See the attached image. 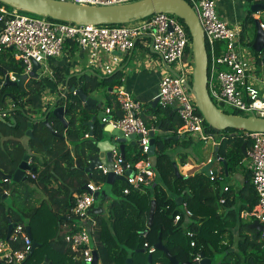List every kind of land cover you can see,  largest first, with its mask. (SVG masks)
<instances>
[{
    "label": "trees",
    "instance_id": "16d2710c",
    "mask_svg": "<svg viewBox=\"0 0 264 264\" xmlns=\"http://www.w3.org/2000/svg\"><path fill=\"white\" fill-rule=\"evenodd\" d=\"M22 12L35 15L28 11ZM178 20L183 24L190 39L184 21L180 18ZM77 47L74 39L67 38L63 42L64 51L68 49L72 53L77 50ZM186 53L191 54L192 57L191 47L186 48ZM257 60L259 61L258 58ZM52 69L54 84H61V87L68 85L66 91L63 89L64 96L58 98L55 104V106H64L66 109L64 113L66 127L61 119L49 110L50 105L43 110L39 109L38 99L32 98L41 90L43 85L41 78L28 79L24 83V90L19 86L2 84L5 74L22 73L23 66L13 59L9 49L0 53V110L6 108V97H9L13 104V108L7 111V115L0 118V174L14 173L24 154H29L30 158L24 180L18 183L2 181L0 175V238L6 236L8 220L14 224L27 223L32 242L35 240L40 245L27 256L22 264H41L45 257L52 264H87L75 257L76 253L71 249L65 239L66 234L64 235L61 229L64 224L70 226L69 230L72 232L80 227V225H72L75 220L70 209L75 202L74 193L81 192V187L90 180L105 181V175L100 170H94L90 178L82 169L88 165L89 156L97 152L96 142L101 133L102 122L96 117L93 126L95 136L85 137L89 130L85 122L97 114V107L83 106L78 96L70 91V87H80L86 94L103 89L107 99L112 97L117 109L116 93H113L112 88L120 84L119 72L106 76L96 73L64 76L57 66H52ZM108 100V105L113 106V101ZM170 109L159 107L151 111L155 118L152 123L144 120L145 124L154 127L160 122L161 128H170L176 132L181 126V120L177 113L170 115ZM223 111L237 115L243 114L234 109L230 112ZM197 112L201 114L198 109ZM44 120H47L55 132L64 138L53 135ZM28 122H31V129L36 140L25 135ZM204 127L208 132L225 135L217 146L216 153L226 162V166L221 160L219 168L213 171L212 181L202 173L188 177L176 176L172 166L173 160L167 150L178 142L166 141L158 136L155 140L156 180L151 187L144 191L133 189L124 194L122 191L125 181L116 180L112 185H108L112 187L115 195H119V199H114L111 203L109 214L99 215L95 213L92 206L91 215L95 224L87 223L85 226L89 230L91 242L101 264H127V258H131L132 264L159 262L171 264L162 251L155 250L151 254L150 262L147 250L140 251L145 248L144 243L152 246L159 237L166 242L168 252L176 258L178 263L192 261L197 253L210 258L214 264H258L263 260L264 248L261 234L249 228V223L239 216L242 210H250L256 203L249 180L250 173H246L247 179L236 193L231 186L224 189L226 185H221V179L235 172L244 157L242 144L245 143L248 149L250 142L244 140L243 130L232 128L217 130L205 120ZM68 143L72 145V150ZM141 158L138 152L131 158L125 157L124 160L134 164ZM52 181L59 184L55 187L56 189L49 186ZM35 187H39L47 197V200H39L38 205L33 200ZM4 194L10 195V201L6 200L7 197L2 200ZM177 196L183 197L186 208L191 212L188 220H185L183 207L176 203ZM102 199L104 200L105 197L103 196ZM152 199L156 202L152 223L147 232L143 233L147 226ZM44 202L48 204L56 223L55 228H57L55 232L52 231L50 235H47L49 238L47 236L43 238L44 235L38 234L37 230L44 220L46 210ZM176 214L180 215V219L174 222ZM61 216H69L71 219L64 220L60 218ZM97 216H101L99 220ZM231 228L237 229L235 248H232ZM189 232L192 235H189ZM8 241L13 249L21 247L17 239L9 238ZM191 241L194 242L193 246L190 244Z\"/></svg>",
    "mask_w": 264,
    "mask_h": 264
},
{
    "label": "built area",
    "instance_id": "2783aa9c",
    "mask_svg": "<svg viewBox=\"0 0 264 264\" xmlns=\"http://www.w3.org/2000/svg\"><path fill=\"white\" fill-rule=\"evenodd\" d=\"M84 5H117L135 0H61ZM195 12L204 33V44L207 52V89L211 100L218 108L228 106L242 112L245 116L264 117V98L259 95V89L250 81L246 58L242 52L239 27L228 23L219 17L215 9V0H186ZM250 3L262 0H243ZM261 29L264 22L259 20ZM67 38L74 39L77 46L92 55H101L119 51L129 53L136 44L148 40L151 50L162 60L166 70L158 83V103L162 108H174L181 120L182 135L199 142H211L217 147L223 140V133H212L205 130L204 118L197 112L194 97L187 84H191V68L185 61L186 48L191 47V41L183 24L175 15L160 12L141 19L123 24H88L79 25L72 22L50 20L46 16H29L15 7H8L0 2V52L9 49L14 60L23 66L22 73L28 74L33 66V60L39 63L38 78H53L48 60L57 58L63 52V42ZM264 48L257 53L262 60ZM17 73L8 72L9 80L17 81ZM4 83V78L2 84ZM118 113L112 106L102 109L100 120L102 124H111L124 133L141 135L139 153L142 156L138 163L131 164L123 159L118 151H112V168L116 175L124 176L123 193H129L131 188L143 190L149 187L155 177L154 167L148 156L149 132L151 127L140 117V101L118 93ZM13 108L11 102L9 110ZM222 110V109H221ZM7 109L0 110V118L7 115ZM87 137V134H85ZM243 138L250 142L239 167L250 173L256 203L250 210L240 213L242 218L257 220L264 226V132L244 131ZM218 154L209 159L208 163L221 161ZM140 164V165H139ZM106 176L109 169L105 164L97 166ZM130 171L129 174H126ZM208 174L212 177L213 170ZM2 179V178H1ZM6 181V180H2ZM227 189V185L224 187ZM99 189L94 182L86 183V189L76 193L75 202L70 213L78 220L80 227L66 236L75 257L90 264L93 261L91 236L89 230L82 225L95 224L90 209L93 205V193ZM7 193V192H6ZM223 201L222 199L220 200ZM187 216L191 212L184 210ZM180 215L174 216V222ZM26 223L14 224L8 238H0V264H22L31 249L32 240L26 230ZM264 248V230L259 232ZM192 235V233H188ZM9 238L17 239L21 247L13 249ZM190 244L193 246L194 242ZM144 246L149 254L156 249L154 246ZM202 257L197 253L192 262L199 263ZM258 264H264V258Z\"/></svg>",
    "mask_w": 264,
    "mask_h": 264
},
{
    "label": "water",
    "instance_id": "95a60500",
    "mask_svg": "<svg viewBox=\"0 0 264 264\" xmlns=\"http://www.w3.org/2000/svg\"><path fill=\"white\" fill-rule=\"evenodd\" d=\"M0 2L15 7L22 11H28L35 15L46 16L54 20H61L65 22H72L79 25H88V24H123L136 19H141L146 16H149L154 13L165 12L182 19L189 31L190 41H191V52L193 59V69H192V81L191 84H187L190 92L192 93L195 104L204 120L214 127L217 130H224L227 128L244 130V131H259L264 132V117L257 116H245L237 115L233 113H226L216 106V104L211 100L208 89H207V52L204 44V33L199 24L197 16L189 3L186 0H135L126 4H117V5H84L77 4L68 1L61 0H0ZM261 10H264L263 2L251 3L249 11L251 13H256ZM253 23L255 27V36L251 44V48L254 52H261L264 48V30L261 29L259 20L253 18ZM112 53L121 54L119 51H113ZM264 59V57H263ZM40 65L33 60L32 69L28 74H16L17 81L12 82L9 80L7 74L4 77L3 85H14L19 86L24 90V83L30 78H38L37 70ZM68 89V85L65 86V91ZM70 91L74 92L78 98L81 100L83 106H96L97 100L83 92L80 87H70ZM57 100H54L50 104L49 110H52V113L59 117L64 124L67 126V121L64 117L65 108L64 106H55ZM158 103V96L151 103L152 106ZM48 112V111H47ZM96 116H92L90 120L86 121L85 124L88 126V137H94L93 126ZM44 123L48 125L50 132L55 136H64L59 135L55 130L48 124L47 120H44ZM156 130L159 127L155 128ZM25 135L33 140H36L32 129L31 122H28V129L25 132ZM149 159L151 161L152 167L156 166V155H155V137L154 130L149 132ZM103 137H108L107 139H102ZM141 135L138 133H124L120 128L114 127L111 124H102L101 133L99 135V140L96 142L97 152L93 155H90L88 158V165L82 167V169L88 173L89 176L92 175V172L100 164H106L109 169L108 173L105 176V184L112 185L116 180L124 181V176L114 174L110 169L112 168V150L116 147L118 148L120 155L124 159L125 146L126 143H129L130 146L135 148L137 151L140 150L141 146L138 144ZM167 139V137L165 138ZM242 150L244 155L246 154L245 143L242 144ZM29 154H24L22 161L19 166L12 174L1 173L2 180L8 182L18 183L25 179V172L28 170L29 164ZM224 166L226 162L223 161ZM174 172L176 176H180L177 170V167L172 163ZM211 163L206 164L201 168V172L207 173ZM130 171H127L126 174H129ZM82 190L86 189V184L81 187ZM102 193L97 190L93 193L94 201L99 199ZM5 194L2 197V200L5 199ZM177 204H181V197L177 198ZM92 208V207H91ZM155 210V200H151L148 220H147V229L151 226L153 215ZM91 212V209H90ZM70 219V218H67ZM14 223L8 220V227L6 232V238L9 237ZM249 228L254 229L258 234L264 230V226L257 220H253L249 225ZM26 230L30 235L29 226L26 223ZM145 230V232L147 231ZM165 241H162L160 237L157 242L153 245L156 250L162 251L168 257L171 264H211V259L205 257L203 254H200L202 259L199 263L186 261L178 263L176 258L171 255L166 246ZM40 244L33 241L31 249L28 256L33 252V250L38 247ZM144 252L145 249L140 250ZM93 261L90 264H97L98 254L96 250L92 251ZM148 261H151V254L147 255ZM127 264H132L131 259H127ZM41 264H52L49 262L48 258L45 257Z\"/></svg>",
    "mask_w": 264,
    "mask_h": 264
},
{
    "label": "crops",
    "instance_id": "0c3cea01",
    "mask_svg": "<svg viewBox=\"0 0 264 264\" xmlns=\"http://www.w3.org/2000/svg\"><path fill=\"white\" fill-rule=\"evenodd\" d=\"M242 2L243 0H215V7H216V11L219 17L226 20L228 23L240 28L241 30L240 43L243 46L242 52L244 54V57L246 58L249 79L259 89V95L262 98H264V59L258 61L257 53L254 52L251 48V44L255 36V27L253 24H251L253 23L252 19L257 18L258 20H261V14H262L261 11H264V10H261L256 13H251L248 10V12L244 13ZM246 18L248 20L250 19V21H247ZM191 60L193 61L191 54L186 53L185 61L192 68L193 64ZM47 62L52 72H53L52 66H57L58 68L62 70L64 76L80 75L81 73H96L98 75L106 76V75H112L116 72H119L120 84L112 88L113 93H116V99H117L118 93H123L129 96L131 99H136L140 101V103L142 104L141 113H140V117L142 121L144 122L145 120L148 123H152V121L154 120L155 117H153V115L150 112L159 108L160 106H159V103H157L154 106H152L151 103L157 97L158 83H159L161 76L164 74L166 67L164 66V63L162 62V60L151 50L148 40H144L136 44L134 49L130 51L129 53L117 54V53L109 52V53H104L101 55H92L90 54V52L84 51L80 49L79 47H77V50L72 53L68 49L65 51L63 50L61 56L57 58H53V60H48ZM190 71L192 72V69L191 70L189 69V72ZM259 72H261V74ZM262 73H263V76H262ZM41 79L43 80V85L41 87V90H44L46 88V91L51 93V95H49L51 101L49 100L48 103L43 104L40 101L37 102L38 103L37 107L43 110L47 105H50L52 103L54 98L55 100H57L58 98L64 96L63 89H65V86L61 87V84L55 85L54 77L52 79H49L48 77H43ZM109 90H111V87H109ZM88 95L97 100V105L95 106L97 107L96 108L97 114H95V116L98 119H100V116L102 114V109L105 106H108L109 104L108 99H110L111 101H113V99L112 97L107 99V96L103 89H98ZM5 102H6V108H4V110L5 109L9 110L11 99L9 97H6ZM112 105H113L112 107L116 110L115 112L118 113V108L117 109L115 108L114 101L112 102ZM117 106H118V101H117ZM174 113H176V110L174 108H171L170 115ZM174 119L177 120L176 116H174ZM147 127H151L152 130H154L155 140L158 136H161L166 141L173 140L175 142H178L167 150V153L169 154L170 158L173 160L172 163H174L177 167V170L180 175L178 177H181V176L188 177V176H193L194 174L202 173V174L207 175L209 180L212 181V177L208 174V172L205 173V172L200 171L203 166L208 164V160L209 159L212 160L213 156L217 154L216 153L217 147H215L211 142L194 141L191 138H188L182 135L180 127L177 128L176 132L172 131L170 128L163 129L160 127V122L154 127L151 125ZM156 127H159V129L156 130L155 129ZM166 137L167 139H165ZM107 138L108 137H103L102 139H107ZM182 142L185 144H183ZM68 146L72 150V145L70 143H68ZM113 150H116L119 152L117 147ZM245 150H247L246 147H245ZM72 152L73 151H71V153ZM138 152L139 151H137L135 148L130 146L129 143H126L124 158L125 157L131 158L135 156ZM140 160H138L136 163H138ZM214 162L216 161H213L209 168V169H212L213 171L217 170L220 164V161H218L216 162L218 164L214 166ZM94 170H99V169L95 168ZM237 170H241L243 172L242 173L243 175H240L237 172ZM154 171H155V167H154ZM246 173L248 172L243 167H239L238 165V167H236L235 172L226 176V177L232 176L236 181L237 180L238 181L235 183H231L227 181L225 177L221 179V185L231 186L233 188V191L236 193V191H238L244 185V182L247 179ZM88 177L91 178L92 175L91 176L88 175ZM155 180H156V171H155V177H154L152 184L155 182ZM90 182H94L95 184L99 185V189H100L99 191L102 193V195L99 196V199L93 203V208L95 210V213L106 216L107 214H109L111 203L113 202L114 199H119V195H115V193L112 190V187H109L110 193L104 191V189L102 188V185L103 183H105V181L95 182L94 180H90ZM58 185L59 184L56 181H52L49 186L51 188H55L56 186L58 187ZM151 185L149 187H151ZM146 188L148 187H145V189ZM133 189L134 188H131L129 192ZM145 189L140 190V191H144ZM134 190H138V189H134ZM7 194H5V196ZM122 194L123 193H121V195ZM74 195H76V193H74ZM103 196L105 197L104 200L102 199ZM6 197H10V195ZM178 197H181L180 205L183 207L182 209L183 210L187 209L184 204L185 202L183 201L182 196L176 197L175 199L176 203L178 202L177 200ZM41 199L47 200V197H45V194L42 192V190L39 187H35L34 199H33L35 204L38 205L39 200ZM152 200H155V199H152ZM45 209L46 210L44 211L45 212L44 220L39 225V228L37 227L38 234H43L44 235L43 238L46 237L47 235H50L52 231L55 232L57 229L55 228L56 223L54 222V219L52 218L53 214L51 210H49L47 203H45ZM187 210L190 211L189 209ZM190 216H187L185 214V217H186L185 220H188ZM100 217L101 216H97L96 218H98L99 220ZM60 218L64 220L71 219L69 216H66V217L61 216ZM67 218H70V219H67ZM240 218L243 221L248 222L249 224L254 220L250 218H242L241 216ZM74 220L75 222L72 224L73 226L80 225L77 219L74 218ZM82 225H84L85 227V223H82ZM62 226L63 227L61 230H62V233H64V235L66 234L65 235V239H66V236L70 234L72 231L69 230L70 226H67V224H64ZM146 229H147V226H146ZM145 230L143 231V233H145ZM231 231L233 232L232 248H235V242L237 239V236H236L237 229L231 228ZM91 246L95 250L92 242H91ZM144 252H146V249ZM131 263H132V260H131ZM97 264H101L99 257L97 260ZM157 264H162V263L159 262ZM211 264H214L212 260H211Z\"/></svg>",
    "mask_w": 264,
    "mask_h": 264
},
{
    "label": "rangeland",
    "instance_id": "374dc122",
    "mask_svg": "<svg viewBox=\"0 0 264 264\" xmlns=\"http://www.w3.org/2000/svg\"><path fill=\"white\" fill-rule=\"evenodd\" d=\"M242 4H243V11H244V13H246V12H248V10H249V7H250V2H247V1H243L242 2ZM215 9H216V7H215ZM261 21H263L264 22V11H261ZM27 15H29V16H34V17H37L38 15H32V14H27ZM251 24H253L254 25V23H251ZM247 39V38H246ZM245 45H247V44H245ZM248 48V47H247ZM192 61V60H191ZM192 64H193V61H192ZM260 74H261V72H259ZM262 76H263V73H262ZM49 95H51V93H49L48 91H46V88L44 89V90H40L38 93H36V94H34L33 95V99L34 100H36V99H38V101H40L41 103H48V101L50 100V96ZM49 96V97H48ZM55 100V98L53 99V101ZM51 101V100H50ZM52 101V102H53ZM8 103V102H7ZM221 106V109L222 110H225V111H228V112H230L232 109L231 108H229L228 106H222V105H220ZM218 163H216V162H214V166H216ZM237 172L240 174V175H243L242 173V171L241 170H237ZM226 179H227V181H229V182H231V183H235V182H237L232 176H230V177H226ZM102 188L104 189V191H106V192H108V193H110V189H109V187H108V185L107 184H105V183H103V185H102ZM6 200H8V201H10V197H7L6 198Z\"/></svg>",
    "mask_w": 264,
    "mask_h": 264
},
{
    "label": "clouds",
    "instance_id": "9594fccd",
    "mask_svg": "<svg viewBox=\"0 0 264 264\" xmlns=\"http://www.w3.org/2000/svg\"><path fill=\"white\" fill-rule=\"evenodd\" d=\"M87 137H88V135H87ZM97 169V168H96ZM94 203V202H93ZM93 206V205H92Z\"/></svg>",
    "mask_w": 264,
    "mask_h": 264
}]
</instances>
